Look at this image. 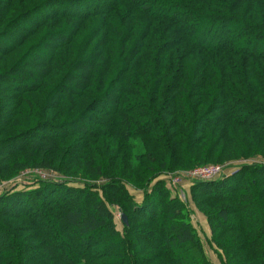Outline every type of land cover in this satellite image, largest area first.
<instances>
[{
	"label": "trees",
	"instance_id": "16d2710c",
	"mask_svg": "<svg viewBox=\"0 0 264 264\" xmlns=\"http://www.w3.org/2000/svg\"><path fill=\"white\" fill-rule=\"evenodd\" d=\"M254 157L264 0H0V179L65 177L0 195V264H213L190 195L220 264H264V164L186 200L160 179Z\"/></svg>",
	"mask_w": 264,
	"mask_h": 264
},
{
	"label": "rangeland",
	"instance_id": "374dc122",
	"mask_svg": "<svg viewBox=\"0 0 264 264\" xmlns=\"http://www.w3.org/2000/svg\"><path fill=\"white\" fill-rule=\"evenodd\" d=\"M175 12H179V11L175 10ZM231 32L237 33L238 31L231 30ZM200 33H201V31H199V33H198L199 35L196 34V37L194 36V40L199 41L201 39ZM8 43L10 44V42H8ZM261 47H262V45L260 46V48ZM35 138H37V135L33 136V138H31V139H35ZM251 164H264V158L254 157L252 159H247V160L246 159H240L237 161H230V162H226V163H222V164L211 163L210 165H221L222 167H224L223 176H229V175H232L235 171H237L241 166L251 165ZM36 170H41V169H25L16 178L10 179L9 181L0 179V195L12 192L13 190H23L27 187H30L35 180H39V179L43 180L41 177L36 175L37 174ZM192 170L193 169L183 170V171L170 173V174L168 173L167 175H162V177H160V179L165 181L167 187L173 192L174 195H178V194H181L180 192L183 190L189 191V189H188L189 186H187L188 183H186L184 181L181 186H179L178 188H175L172 184V180L176 176H179V177L186 176ZM50 174L52 176H55V179H57V181L65 180V177L58 172L50 170ZM77 177L79 180L85 179V177L82 175L81 172H79ZM157 181L158 180H156L155 182H157ZM95 183L97 185H103V184L107 183V179L96 180ZM76 186H80L79 183H77ZM128 190L137 202H141L144 199V194H143L144 191L143 190H137L134 187H132L131 185L128 186ZM181 197H183L182 198L183 200H186V198L183 194L181 195ZM184 202H186V201H184ZM187 203H188L189 207L191 208V210L194 211L193 212L194 215L192 217L193 224L199 232L203 247L206 251L208 258L212 261L213 264H220V261L217 257V254L214 251V248H216V247H214V248L210 247V241L212 239V230H211L210 223L208 222L207 217L204 215L203 212H201L197 208V205L192 200L191 195H190V198H189ZM241 212H242L243 216L240 217V219L243 220L245 228H247L248 230H251L254 223L257 222L259 219L258 212L256 210H254V207H251V209H249V207H246L244 210L242 209ZM115 215H116L117 226L120 230H122V228H123L122 213H121V210L119 207H115ZM231 222L233 224H237L235 221H231ZM72 235H74V234L72 233Z\"/></svg>",
	"mask_w": 264,
	"mask_h": 264
},
{
	"label": "built area",
	"instance_id": "2783aa9c",
	"mask_svg": "<svg viewBox=\"0 0 264 264\" xmlns=\"http://www.w3.org/2000/svg\"><path fill=\"white\" fill-rule=\"evenodd\" d=\"M36 173H37L36 175L41 177L43 180L57 182V179H55V176H52L50 174V171L36 170ZM223 174H224V167H222L221 165H206V166L194 168L186 176H181V177L176 176L172 180V184L175 188H178L179 186L182 185L184 181L191 183L195 181L209 182L220 179L221 177H223ZM180 193H181L179 194L180 197L182 194L185 196L183 191H181Z\"/></svg>",
	"mask_w": 264,
	"mask_h": 264
},
{
	"label": "water",
	"instance_id": "95a60500",
	"mask_svg": "<svg viewBox=\"0 0 264 264\" xmlns=\"http://www.w3.org/2000/svg\"><path fill=\"white\" fill-rule=\"evenodd\" d=\"M123 219H124V221H125L126 223L128 222L126 216H123Z\"/></svg>",
	"mask_w": 264,
	"mask_h": 264
},
{
	"label": "crops",
	"instance_id": "0c3cea01",
	"mask_svg": "<svg viewBox=\"0 0 264 264\" xmlns=\"http://www.w3.org/2000/svg\"><path fill=\"white\" fill-rule=\"evenodd\" d=\"M187 185V184H186ZM187 186H189V185H187Z\"/></svg>",
	"mask_w": 264,
	"mask_h": 264
}]
</instances>
